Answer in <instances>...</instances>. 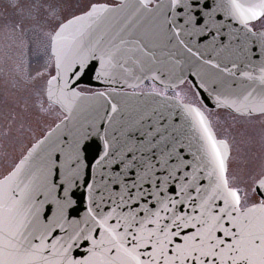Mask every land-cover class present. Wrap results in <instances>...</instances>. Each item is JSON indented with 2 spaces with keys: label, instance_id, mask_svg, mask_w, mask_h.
I'll return each instance as SVG.
<instances>
[{
  "label": "water",
  "instance_id": "1",
  "mask_svg": "<svg viewBox=\"0 0 264 264\" xmlns=\"http://www.w3.org/2000/svg\"><path fill=\"white\" fill-rule=\"evenodd\" d=\"M111 1L95 3L107 5L109 11L85 34L83 51L89 58L84 71L74 75L79 71L76 66L66 74L69 79L65 91L79 93L74 98L69 96L66 104L57 100L62 79L53 81L51 87L55 95L52 99L48 96V81L57 75L50 38L53 71L46 80L45 98L63 116L31 143L14 166L0 177L3 181L19 165L21 186L29 179L38 181L41 165L50 158L55 163L49 180L55 187L51 191L41 189L36 198L47 201L43 209L48 216L56 206L55 199L72 201L65 208V219L79 220L81 224L88 208L95 209L101 196L105 212L114 207L113 199L120 203L122 183H140L143 189L151 191L153 179H163L169 170L176 169L179 177L184 172L191 175L200 167L197 159L201 155L200 140L183 105L198 108L210 126L201 107L223 108L239 115L258 114L260 112H246L244 107L254 106L264 93V84L257 79L260 69L264 68V26L253 28L254 21L247 28L241 25L225 11L227 0H180L175 10L171 0H150L147 8L141 6L140 0ZM187 5L191 7L185 11ZM189 15L194 19L186 24ZM108 53H112L111 65L105 67L106 74L97 79L101 57ZM242 73H249L252 79ZM147 80L164 91L188 82L199 105L170 94L135 90ZM249 94L251 96L245 100ZM218 99L229 103L236 100L240 110L226 103L218 106ZM105 143L108 154L101 160ZM77 146L84 165L79 175L74 174ZM183 161L187 163L182 164ZM177 165L182 166L177 168ZM149 168L151 175H145ZM204 177V170L197 173L201 186L209 182ZM179 182L171 179L169 189L174 190ZM88 184L94 185L91 201ZM129 190L136 191L135 188ZM189 192L195 195V188ZM168 194L174 195V191ZM128 210V206L118 209ZM57 235H60L58 230ZM81 244L88 246L83 241ZM83 247L75 251L77 258Z\"/></svg>",
  "mask_w": 264,
  "mask_h": 264
},
{
  "label": "snow or ice",
  "instance_id": "2",
  "mask_svg": "<svg viewBox=\"0 0 264 264\" xmlns=\"http://www.w3.org/2000/svg\"><path fill=\"white\" fill-rule=\"evenodd\" d=\"M149 2L140 0L143 8H147ZM178 3L180 0H171L173 10ZM190 7L187 5L185 11ZM107 11V5L94 3L86 12L60 23L51 35L57 75L48 81L50 99L55 95L51 85L58 79L63 80L58 102L66 104L69 96L79 95L74 90L65 91L69 79L66 74L76 66L79 71L74 75L84 71L89 56L83 51V39L91 25ZM225 11L247 28L250 22L264 17V0H227ZM193 19L189 15L185 23ZM112 58V53L101 57L97 79L106 74L104 68L111 65ZM260 71L257 79L264 84V68ZM242 75L252 79L249 73ZM221 103L237 106L236 100L229 103L218 99L217 105ZM183 107L200 140L201 155L197 157L200 167L191 175L184 172L179 177L176 169L169 170L163 179H153L151 191L143 189L140 183H122L120 203L113 199L114 207L105 212L101 196L95 209L88 208L83 224L79 220L65 219V208L72 201L55 199L56 206L48 216L43 209L47 201L36 198L41 189L51 191L55 187L49 180L54 161L49 158L41 165L38 181L29 179L23 186L18 165L0 181V264H264V178L254 189L259 201L242 207L240 190L230 186L226 176L227 143L216 139L198 108ZM244 111L264 114V93L254 106H245ZM104 149L101 160L108 154L107 143ZM74 159L77 161L74 174L79 175L84 166L79 146ZM201 170L205 171L207 185L197 182V173ZM145 175H151V168ZM171 179L180 181L174 190L168 187ZM93 188V184H88L90 201ZM130 188L136 191L133 193ZM191 188H195V195L189 192ZM171 191L174 195L168 194ZM64 193L67 196V187ZM141 200L146 202L141 203ZM136 204L139 206L134 207ZM150 204L154 207H149ZM125 206H128L127 212L118 211ZM112 220L115 223H110ZM34 240L39 243H33ZM81 241L88 246L83 247ZM82 247L77 258L75 251Z\"/></svg>",
  "mask_w": 264,
  "mask_h": 264
},
{
  "label": "rangeland",
  "instance_id": "3",
  "mask_svg": "<svg viewBox=\"0 0 264 264\" xmlns=\"http://www.w3.org/2000/svg\"><path fill=\"white\" fill-rule=\"evenodd\" d=\"M101 1L107 0H0V116L6 120L11 105L22 114L27 128V136L22 138H16L12 131L1 135L0 175L10 169L31 141L62 116L44 96L46 79L52 73L48 49L52 31L64 19ZM257 25L264 26V17ZM139 89L158 88L147 82ZM189 92V86L183 84L173 94L194 101ZM19 104L27 111L21 112ZM207 114L216 134L229 144L226 176L230 186L243 185L255 171L252 155L260 141H255L258 131L250 123L264 118V114L247 117L223 109L207 110ZM241 199L242 206L255 201L250 196Z\"/></svg>",
  "mask_w": 264,
  "mask_h": 264
},
{
  "label": "flooded vegetation",
  "instance_id": "4",
  "mask_svg": "<svg viewBox=\"0 0 264 264\" xmlns=\"http://www.w3.org/2000/svg\"><path fill=\"white\" fill-rule=\"evenodd\" d=\"M0 101L2 100L0 99ZM19 107L21 108V112L27 111L25 108L23 109V106L21 104H19ZM0 109H2V107H0ZM7 110H8V113H7L6 120L3 118V115L0 116L2 118L0 119V138H1V135L6 134L9 131L14 132L13 134L15 135L16 138L17 137L22 138V137L27 136L25 134L27 132L26 122H24L25 119L21 118L22 114L21 113L17 114V111H15L14 107H11V105L7 107ZM26 115L28 116V113ZM260 123H264V118H260L256 120L255 122L250 123V125L255 126V129L258 131L257 138L255 137V141L257 140L261 141V142L259 141V144H257L255 148V153H253L252 155V158H253L252 160L254 163L255 171L253 172L252 176L249 177V179L243 185L237 184L236 186H232L236 188L241 186V188H238L240 190L241 198L245 196H250V198L255 201H258L260 197L254 191V188H253L254 184L260 177L264 175V124H260ZM2 154H3V150L1 149L0 156H2Z\"/></svg>",
  "mask_w": 264,
  "mask_h": 264
}]
</instances>
